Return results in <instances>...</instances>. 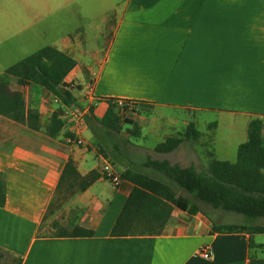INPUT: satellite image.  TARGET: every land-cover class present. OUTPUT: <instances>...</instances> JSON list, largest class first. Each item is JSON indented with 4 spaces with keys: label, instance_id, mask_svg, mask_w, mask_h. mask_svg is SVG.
I'll use <instances>...</instances> for the list:
<instances>
[{
    "label": "crops",
    "instance_id": "crops-1",
    "mask_svg": "<svg viewBox=\"0 0 264 264\" xmlns=\"http://www.w3.org/2000/svg\"><path fill=\"white\" fill-rule=\"evenodd\" d=\"M0 31L4 40L55 47L77 61L66 81L80 87L72 108L85 110L86 119L77 128L46 89L11 80L27 109L39 111L41 131L0 116L7 197L0 207V264H264V237L256 242L264 233L218 232L215 226L230 224L202 208L196 214L174 208L160 234H113L135 187L123 179L126 171L157 179L180 196L173 180L146 165L149 158L206 170L212 153L221 161L235 152L238 158L250 123L264 119V0H11L0 2ZM91 85L100 99L95 104ZM111 99L139 105L125 116L136 127L126 130L123 118L116 133L98 122ZM158 109L185 115L169 121L173 135L159 144L190 124L200 138H186L167 154L155 151L158 144L150 150L132 143L131 135L157 137L163 130L145 117ZM54 112L65 122L56 138L45 133ZM203 118L210 135L198 129ZM76 132L81 146L67 143ZM69 161L83 177L94 171L102 177L69 192L67 183L60 185ZM106 165L119 185L103 177ZM75 227L94 234L59 233ZM207 248L210 259L202 257Z\"/></svg>",
    "mask_w": 264,
    "mask_h": 264
},
{
    "label": "trees",
    "instance_id": "trees-1",
    "mask_svg": "<svg viewBox=\"0 0 264 264\" xmlns=\"http://www.w3.org/2000/svg\"><path fill=\"white\" fill-rule=\"evenodd\" d=\"M77 66V61L69 54L55 47H44L22 61L8 68L0 77V116L27 125L30 129L41 131L40 114L37 109H27L24 95L12 89L11 80L20 85H37L46 89L61 104L72 107L77 99L76 87L66 79ZM110 100L109 109L103 119L98 120L104 127L120 133L123 129L119 113ZM139 105L131 107L135 112ZM94 107L91 108L93 116ZM125 124L136 127L134 122L124 119ZM65 122L58 112H54L51 125L45 133L52 138L58 137ZM264 119L256 118L249 126L248 140L240 145L236 162L221 161L211 154L206 170L199 171L195 166L183 168L173 165L168 160L156 161L149 158L146 165L152 167L173 180L175 185L189 194L190 198L178 196L169 185L131 170L122 177L132 182L135 187L119 216L113 234H160L167 224L171 211L178 208L196 214L201 212L200 203L214 209L243 215L250 220L264 219ZM137 134L136 132H133ZM71 136L68 134L67 137ZM201 134L194 124H190L183 135L168 138L155 148L157 153L174 152L184 140H198ZM102 175L91 172L83 177L75 163L69 161L63 172L60 185L67 183L69 192L78 184L77 191H85ZM59 185V189H60ZM75 194V191L73 192ZM72 193V194H73ZM6 182L0 174V207L6 204ZM194 199V201H193ZM138 224L142 227L138 228ZM157 226V228L155 227ZM218 232L264 233V226L249 227L244 224L220 225L214 228ZM62 236L90 237L94 232L82 227H75L71 232H59ZM264 248V245H262Z\"/></svg>",
    "mask_w": 264,
    "mask_h": 264
},
{
    "label": "rangeland",
    "instance_id": "rangeland-1",
    "mask_svg": "<svg viewBox=\"0 0 264 264\" xmlns=\"http://www.w3.org/2000/svg\"><path fill=\"white\" fill-rule=\"evenodd\" d=\"M10 1L11 0H0V2H4L5 4L10 3ZM23 1L27 2L28 0H23ZM2 20L4 22L10 23V18H8L7 20L6 19H2ZM3 33L4 32L0 31V77L5 73V71L8 68L13 66L14 64L29 57L30 55L34 54L38 50L44 47H48V46H41V45L25 46L23 45V41L21 39H17V40H6L5 39L4 40L5 37ZM78 88L80 89V87L76 85L77 90H79ZM184 116L185 115L182 112L173 111L171 109L155 110L153 111V113L146 114L145 117H148L154 120L155 124H160L161 126H163L162 127L163 130L160 131L157 137L153 135L148 136V137H140L139 135L138 136L131 135L130 140L132 141V143H135V144L141 143L145 145L146 148L152 150L154 146L159 144V142L163 141L166 138V136L173 135L172 129L174 126H171V123L169 121L171 119H176L180 121L181 119H183ZM88 117H89L88 118L89 120L94 121V116L89 115ZM204 119L205 118H203L201 121L199 120L200 124H199L198 129L200 130L202 134L210 135L211 134L210 130L204 123ZM127 129H133V126L127 125L126 130ZM144 134L148 135V132H144ZM218 135H220V133H218ZM226 158H228L226 159L227 161L235 162L237 159V153L235 152L234 155L230 157H226ZM179 192L181 195L190 198L189 194H187L186 192L182 190ZM200 206L202 209L210 211V213L213 216H216L218 213H220L221 220L227 224H244L249 227L264 226V219L250 220L243 215L232 213V212H227L221 209L215 212L212 207L206 204H203V203H200ZM262 237L264 236H257L256 242L261 240Z\"/></svg>",
    "mask_w": 264,
    "mask_h": 264
},
{
    "label": "built area",
    "instance_id": "built-area-1",
    "mask_svg": "<svg viewBox=\"0 0 264 264\" xmlns=\"http://www.w3.org/2000/svg\"><path fill=\"white\" fill-rule=\"evenodd\" d=\"M90 100L95 104L98 101H100L99 98L95 97L93 94V85L90 86ZM112 104L116 107L117 111L121 113L124 117L127 115V113L131 112V107H134L137 105L134 101H127L123 99H111ZM59 102L58 100H56ZM110 100L107 102L110 106ZM60 103V102H59ZM63 113H64V120L68 122H73L76 124L77 128L81 126L82 122L85 120V110L78 108V107H68L62 104L61 107ZM67 143L70 145H78L81 146L84 144V141L77 136V132L75 134H71V136L67 137ZM103 177L107 180L112 181L115 185H119L121 183V179L116 175V173L113 171L110 165H106V167L103 170ZM202 257L205 259L211 258V252L210 250L204 249L202 252Z\"/></svg>",
    "mask_w": 264,
    "mask_h": 264
}]
</instances>
